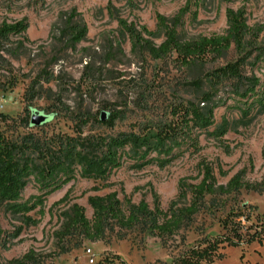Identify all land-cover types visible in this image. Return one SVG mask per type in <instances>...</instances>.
Segmentation results:
<instances>
[{
    "label": "rangeland",
    "instance_id": "1",
    "mask_svg": "<svg viewBox=\"0 0 264 264\" xmlns=\"http://www.w3.org/2000/svg\"><path fill=\"white\" fill-rule=\"evenodd\" d=\"M185 3L186 0H0V22L20 19L28 22L25 32L28 39L21 54L7 57L17 83L5 91L0 88V124H13L11 119L17 123L24 116L29 118L32 113L25 109L24 90L29 79L42 70L52 73L54 79L41 83L40 95L30 105L31 110L39 114L48 115V106L58 99L73 108L90 107L93 112L106 111L107 108L113 110V105L116 109L126 110V119L117 122L113 128H86L84 134L107 135L128 131L136 122L158 118L164 106L174 98H193L195 90L188 81L198 71L190 75L170 60L154 61L147 53L134 51L116 19L119 16L127 22L133 21L154 30L156 14L172 17ZM229 8L245 10L249 26L260 30L256 44L264 52V0H200L196 18L186 14L177 30L185 39L221 33L226 28V11ZM72 12L75 15L73 21L87 26L85 37L75 46L67 44L66 37L58 31ZM161 39L153 38V41L159 43ZM255 54L256 51L246 61L250 64L242 70L247 75L254 73L264 82V63L251 69ZM237 56L232 45L212 66H221ZM132 84H146L148 110L141 111L132 102L125 108L127 101L135 100L134 95L128 98ZM47 88L51 91L47 92ZM219 96H224V99L213 111V124L201 131L198 137L200 150L197 152L186 149L162 167L149 163L140 169L134 168V160L127 158L105 178H81L76 172L75 179L45 197L43 214L37 212L38 207L23 215L11 211V203L1 204L0 228L4 238L8 239L9 247L0 250V262L5 263L32 251L36 261L27 264H87L86 250L90 248L96 262L105 254H117L125 264H169L200 238L219 233L223 212L211 213L207 207L171 235H158L149 231L145 224L130 229L113 224L98 240H89L78 231L64 235L62 230L64 212L73 204L79 205L87 218H92V208L88 203L90 196L115 192L122 208L126 206V199L133 203L143 199L152 207L155 192L161 207L166 209L168 203L176 198L181 179H186L188 189L199 180L200 160L215 166L220 183H225L241 169L246 170L247 180L259 181L264 174V107L256 105L247 112L241 104L238 107L234 100H227L224 92H219L215 99ZM61 116H52L44 130L74 134L70 122ZM223 123L228 128L222 136L225 144L210 134ZM16 130L37 131L32 127ZM217 164L228 171L226 176L218 174ZM39 194L38 186L30 177L18 202L28 201ZM209 198L205 197L206 206ZM219 198L226 200L227 207H241L243 203L256 206V213L264 220V191L241 189L238 193ZM28 215L38 222L24 223L23 219ZM251 221L256 222L254 218ZM242 223L250 224L243 220ZM222 252L223 257L216 264H264V241L227 246Z\"/></svg>",
    "mask_w": 264,
    "mask_h": 264
},
{
    "label": "trees",
    "instance_id": "2",
    "mask_svg": "<svg viewBox=\"0 0 264 264\" xmlns=\"http://www.w3.org/2000/svg\"><path fill=\"white\" fill-rule=\"evenodd\" d=\"M199 1L186 0L185 5L172 17L156 14L154 30L133 21L127 22L119 16L116 18L134 51L145 52L154 61L170 60L177 68L190 72V75H193L191 72L198 71L188 81L195 90V96L191 99L174 98L164 106L158 118L139 121L128 131L107 135L84 134V130L113 128L117 122L126 119L125 109H116L113 105V110L107 108L106 111L93 112L90 107L73 108L58 99L48 106L49 114L37 126L31 124V114L29 118L21 117L17 123L11 119L16 124H0V205L11 203L10 210L23 215L38 207L37 212L43 214L45 197L75 179L76 172L81 178H105L127 158L134 160L132 166L137 169L149 163L162 167L183 154L186 149L199 151L198 137L203 129L213 124V111L224 99V96L215 99L219 92H224L227 100H234L238 107L242 105L247 112L256 105L264 107V82L254 73L247 75L242 70L245 65L250 64L246 61L254 51L256 54L251 69L264 63V52L256 44L260 30L249 26L245 10L229 8L226 11V28L221 33L182 38L177 27L186 14L196 18ZM74 17L72 12L58 30L66 37L70 46L79 43L87 33L86 24L73 21ZM27 28L26 19L0 22V88L4 91L17 83V76L7 57H18L21 54L23 44L28 39L25 36ZM158 37L162 39L155 43L153 38ZM232 45L238 55L236 59L213 67V63L224 57ZM53 79V74L46 70L29 79L24 90L26 110L33 112L30 105L40 95L41 83H49ZM50 91L51 88H47V92ZM147 91L146 84H132L128 98L134 95L135 100L127 101L125 108L132 102L139 110H148ZM54 115H62V118L69 121L74 134L46 132L44 126ZM19 127H32L37 131L19 132L16 130ZM227 129V125L223 123L210 134L225 144L222 136ZM225 147L229 152L228 146ZM216 167L220 176L228 174L221 165L217 164ZM245 171L238 170L225 183H220L215 174V166L200 160L199 180L188 189L186 179H181L176 198L168 203L166 209L161 207L155 192L152 207L143 199L137 203L126 199V206L122 208L115 192L90 196L88 203L92 208V218H87L83 209L73 204L64 212L62 230L64 235L78 231L89 240H98L104 230L113 224L125 229L145 224L149 231L158 235H171L188 224L202 208L207 207L211 213L223 212L220 232L200 238L181 251L169 264H216L223 257L222 251L227 246L264 241V220L256 213V206L243 203L241 207H227L226 200L219 198L238 193L241 189L264 191V174L259 181H249L245 178ZM30 177L41 194L28 201L18 202ZM206 196L210 197L207 206ZM252 218L256 222H252ZM242 220L250 224L244 225ZM23 222L27 225L36 224L38 219L28 215ZM3 233L0 228V250L9 247L8 239L4 238ZM35 257L30 251L0 264H27L35 262ZM94 264L125 262L117 254H105Z\"/></svg>",
    "mask_w": 264,
    "mask_h": 264
},
{
    "label": "water",
    "instance_id": "3",
    "mask_svg": "<svg viewBox=\"0 0 264 264\" xmlns=\"http://www.w3.org/2000/svg\"><path fill=\"white\" fill-rule=\"evenodd\" d=\"M46 117H47V115H45V114H39L38 112L33 111L31 116H30V122L32 125L37 126V125L41 124L42 122H44Z\"/></svg>",
    "mask_w": 264,
    "mask_h": 264
},
{
    "label": "built area",
    "instance_id": "4",
    "mask_svg": "<svg viewBox=\"0 0 264 264\" xmlns=\"http://www.w3.org/2000/svg\"><path fill=\"white\" fill-rule=\"evenodd\" d=\"M87 255H88V260H87V264H94L96 261L93 257V254L91 253V249L87 248Z\"/></svg>",
    "mask_w": 264,
    "mask_h": 264
}]
</instances>
